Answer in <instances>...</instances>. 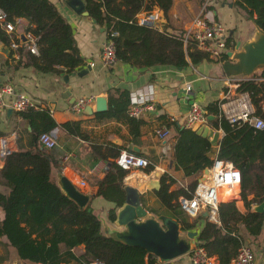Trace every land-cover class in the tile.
Segmentation results:
<instances>
[{"label":"trees","instance_id":"1","mask_svg":"<svg viewBox=\"0 0 264 264\" xmlns=\"http://www.w3.org/2000/svg\"><path fill=\"white\" fill-rule=\"evenodd\" d=\"M173 1L85 0L89 16L105 27L107 36L111 31H118L113 36L117 59L137 66H185L189 63L187 55L193 62L211 59L207 52L194 45L185 47L181 35L170 34L167 28H153L136 22L137 12L155 7L163 10L168 19ZM234 4L248 19L264 28V0H234ZM0 8L7 11L10 18L28 19L26 30L38 34L39 53L25 52L23 42L19 48V61H23L24 55H27L25 60L28 64L44 71L52 69L57 72L73 71L84 63L71 22L52 0H0ZM0 37L5 41L11 40L2 28ZM236 41L234 33L230 32L227 47L233 49ZM227 57L226 50L222 60ZM236 91L248 92L256 113L264 118V69L240 79ZM130 102L129 90L120 91L118 95L112 92L108 108L97 112V116L124 119L130 124L133 133L138 135L141 119L128 113ZM206 107L209 114L214 115L209 119L212 126L224 131L217 155L230 159L241 171V198L247 211L242 212L235 200L221 201L220 222L206 216L201 224L199 218L192 220L178 201L182 194L191 195L197 179L187 188L171 189L174 178L163 174L160 176L162 184L156 192L162 205L181 221L183 229L199 226L195 241L217 255L220 264H230L240 247L246 243L240 232V224H244L253 234L259 233L263 226L264 212L252 211L251 208L254 203L264 201V127L257 128L249 122L232 123L222 113L220 100ZM18 112L32 122L31 148L15 150L7 156L12 191L1 198L6 215L0 231L7 236L21 258L31 260L34 264L72 261L87 264L94 258H102L106 264H176L174 260L161 261L156 254L140 245L129 244L105 234L101 219L91 203L81 205L51 179V150L55 147L47 148L41 143L39 146V137L58 123L45 109L30 108ZM35 116L39 124L35 123ZM172 124L175 126L174 166L183 169L185 175L199 173L211 166L214 161L210 153L213 145L211 138L184 123L172 121L167 125ZM63 126L81 134L79 121H67ZM118 154L119 151L116 156ZM153 168L154 164L151 163L146 170ZM126 173L124 167L113 161L100 182L99 192L113 197L121 205L125 199L123 177ZM109 216L115 219V209L110 210ZM79 244L85 245L82 254L75 251Z\"/></svg>","mask_w":264,"mask_h":264},{"label":"crops","instance_id":"2","mask_svg":"<svg viewBox=\"0 0 264 264\" xmlns=\"http://www.w3.org/2000/svg\"><path fill=\"white\" fill-rule=\"evenodd\" d=\"M52 1L73 26L75 42L84 58V63L80 67L73 71L57 72L52 69L44 71L28 64L25 60L27 55H24L23 61H19L20 54L18 55L17 50L10 45V41H5L0 37V82H11L17 90L30 94L33 100L41 104L42 109L48 111L58 123L51 129L58 140L55 149L51 150L53 155L51 179L60 184L61 176L63 174L66 176L68 169L81 174L86 183L77 186L89 195L87 204L91 203L101 219L102 231L106 233L110 226H114V220L109 216L110 210L115 209L116 211L119 204L113 197L99 192L100 182L105 177L111 163L116 161V153L122 149H129L125 146L126 144H136L148 150V152L140 151L139 153L148 156L154 164V168L150 170L152 173L149 172L148 175L138 170L130 172L133 177L138 174L135 187L141 192L142 204L150 213L170 214L157 195L158 188L154 186L155 180L167 174L168 177L174 178L170 185L171 189L187 188L193 180H200L206 173V169L193 175H185L183 169L174 166V124L170 125L171 133L166 138H160L155 130L170 123V119L178 124L184 123L193 98L208 105L224 96L229 87V77L221 73L220 62L222 60L211 58L193 62L187 55L189 63L181 67L173 64L137 66L121 59H117L112 64H104L101 59V50L107 39L105 27L97 20H92L90 16L76 13L66 3V0ZM209 5L214 6L209 7ZM202 8L207 14L223 22L230 32L234 33L236 40H245L254 30V22L234 4V0H174L169 9L167 31L170 34L182 36L186 25ZM28 25L29 20L23 17L17 30L23 33ZM188 46L191 45H185V47ZM23 48L25 52L28 51L25 45ZM235 48L236 44L233 49ZM91 61L95 63L91 65L88 73L81 76L74 73L85 67L87 63L91 64ZM66 74H69L68 80L65 79ZM188 84H191V90H187ZM149 86L153 89L152 96L156 109L146 111L137 117L141 119L138 126L140 134L135 135L130 124L124 119L97 116L99 111L96 110V97L98 95L107 96L108 104H110V93L112 92L118 95L120 91L129 90L131 94L136 90H147ZM237 94L236 88H233L231 96L236 98ZM81 96H90L92 99L82 110H74L72 105ZM5 97L11 99L12 96L7 94ZM88 105L92 108L90 113L87 112ZM33 118L35 123L39 124L38 117ZM73 120L80 122L81 134L63 126V123ZM205 125L213 127L211 122ZM200 126L192 128L198 129ZM32 128L31 120L26 119L17 110L8 114L5 108L0 112V138L15 132L16 136L12 140L15 150L31 148ZM214 129L219 130L220 140L224 134L223 129ZM39 146H41L40 141ZM210 153L213 158L216 156ZM8 167L7 156L0 153V226L6 215L1 198H5L12 191ZM158 170L160 175L157 176ZM125 177L126 174L123 182ZM226 194L229 193L224 191L221 194L222 201L226 200L223 198ZM228 197L230 199L227 200L236 201L237 207L242 212L247 211L241 198V186L239 192ZM196 217L199 218L201 224L204 223L206 210L203 209L196 216H190L192 220ZM188 229L196 230L199 226ZM240 232L245 237V245L250 246L255 252L254 264H264V220L259 233H250L242 223ZM75 251L78 254L84 253L85 245L79 244L75 247ZM172 260L176 264H191L188 253ZM0 262L34 264L31 260L21 258L17 249L9 243V239L1 231ZM63 264H76V262H64ZM230 264H236L234 258Z\"/></svg>","mask_w":264,"mask_h":264},{"label":"built area","instance_id":"3","mask_svg":"<svg viewBox=\"0 0 264 264\" xmlns=\"http://www.w3.org/2000/svg\"><path fill=\"white\" fill-rule=\"evenodd\" d=\"M23 17L10 18L7 11L0 8V28L11 38V46L17 50L19 55V48L21 45L33 53H39L38 34L30 30H24L23 33L18 31L17 27L21 23ZM136 22L149 27H160V9L155 7L150 10L139 11L135 14ZM118 33L117 30L111 31L107 36L101 50V59L104 64H112L117 60L115 42L113 36ZM230 36V29L221 21H218L213 16L207 14L202 8L192 20L186 25L183 35L181 36L185 45H194L195 47L207 52L212 58L222 60V54L230 48L227 47L228 38ZM91 61V65H94ZM240 78L231 76L228 79V90L220 99V108L222 113L232 122L241 124L242 122H249L255 127H264V118L256 113V107L251 101L248 92H239L237 97L231 96L233 88L239 85ZM187 90H191V84L187 85ZM152 86L147 90H136L130 94L131 102L128 108V113L131 116L138 117L146 111L156 109V103L152 96ZM10 94L11 99H6V95ZM234 98V99H233ZM92 97L81 96L72 105L74 110H82L87 103L91 101ZM13 107L14 110L23 111L30 108L42 109L41 104L36 103L33 98L25 91L17 90L15 85L11 82H0V112L5 108ZM209 111L206 105L200 103L193 98L190 103L189 110L184 119V124L188 127H197L210 122ZM174 120L170 119L169 122ZM160 138H166L170 135L171 129L169 125L158 127L155 130ZM15 132L3 135L0 138V153L8 156L15 151L12 143ZM40 143L47 147H55L58 144L56 135L51 131H44L39 137ZM116 161L127 170L125 177V184L135 186L138 180V174L131 176L130 172L133 170L142 171L148 175L151 171H146L152 161L143 154L131 151L129 149H122L116 156ZM209 170L204 173V176L198 180L197 185L191 195L182 194L178 201L181 207L189 216L198 215L203 209L208 212V218L215 222H220L219 204L222 201V193L227 191L230 196L239 192L241 186V171L230 160L219 157L217 154ZM67 176L76 185H84L86 182L81 174L73 169L66 171ZM226 188V190H221ZM191 264H220L217 255L209 252L207 248L197 241H194L190 250ZM236 264H254L255 252L248 245H242L234 257ZM42 264V263H40ZM87 264H106L102 258H94Z\"/></svg>","mask_w":264,"mask_h":264},{"label":"water","instance_id":"4","mask_svg":"<svg viewBox=\"0 0 264 264\" xmlns=\"http://www.w3.org/2000/svg\"><path fill=\"white\" fill-rule=\"evenodd\" d=\"M66 3L76 13L89 16L90 13L85 0H66ZM91 19L96 21L95 18L91 17ZM159 22L162 29L168 26V19L161 9ZM253 29V32L245 40H237L235 49H230L227 52L228 57L220 62L221 73L228 77L238 76L248 78L264 69V28L254 22ZM89 70H91V64L87 63L85 67L74 71V73L81 76L88 73ZM65 79H69V74L65 75ZM108 106L107 96L98 95L96 97V110L103 111ZM13 111V107L7 108L8 114ZM87 112H92L90 105H88ZM213 117V114L208 115L209 119ZM197 131L211 138L213 144L211 152L216 155L219 149V130L203 124ZM125 146L136 152H148L146 148H141L136 144L130 143ZM205 169L206 172L209 170L208 167ZM156 174L157 176L160 175V171L158 170ZM161 184V180L158 177L155 180L154 186L160 188ZM59 185L66 194L74 198L81 205L88 203L89 195L71 182L64 174L60 178ZM124 189L125 199L116 210V217L113 219L114 226H110L105 234L129 244L140 245L149 252L156 254L161 261L172 260L190 252L198 234L197 230L183 229L181 221L173 215L156 212L150 213L143 206L141 192L137 187L125 184ZM251 209L253 211H264V201L254 203ZM207 215L208 212L206 211ZM195 219H198V217Z\"/></svg>","mask_w":264,"mask_h":264},{"label":"rangeland","instance_id":"5","mask_svg":"<svg viewBox=\"0 0 264 264\" xmlns=\"http://www.w3.org/2000/svg\"><path fill=\"white\" fill-rule=\"evenodd\" d=\"M221 190L224 191V190H226V188H222ZM228 196H229V195L226 194V195L223 196V198H225L226 200H227V199H230ZM222 200H223V199H222Z\"/></svg>","mask_w":264,"mask_h":264}]
</instances>
